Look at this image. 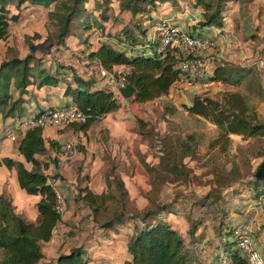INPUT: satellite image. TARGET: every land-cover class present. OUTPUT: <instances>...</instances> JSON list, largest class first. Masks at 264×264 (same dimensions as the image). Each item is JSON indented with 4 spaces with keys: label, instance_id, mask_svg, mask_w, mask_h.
Segmentation results:
<instances>
[{
    "label": "trees",
    "instance_id": "16d2710c",
    "mask_svg": "<svg viewBox=\"0 0 264 264\" xmlns=\"http://www.w3.org/2000/svg\"><path fill=\"white\" fill-rule=\"evenodd\" d=\"M114 1L92 0V6H88L90 0H0V40L7 38L10 24L20 19L19 11L22 9L36 6L47 8L48 17L54 26V30L49 29L45 35L40 32L26 34L24 43L27 53L23 57L11 46L6 47L4 58L0 61V121L9 119V127L13 129L16 120L25 116L24 103L27 99L24 95L28 94V87H52L66 80L67 77L64 78L61 74L65 69L63 65L57 64L50 70L45 62L53 47L65 46L66 39L76 36L80 30L85 33L94 30L98 32V42L94 48H91L87 36L82 42L87 49L85 59L109 71L118 65L129 67L126 79L135 87V93L129 100L147 103L170 93L171 87L182 75L178 67L179 54L170 49L157 52L156 43L148 38L151 28H147L145 23L150 22L152 26V12L157 13L161 4L177 6L179 0H116L117 12L110 6ZM228 1L230 0H193L192 7L199 9L201 14V19L194 28H222V14ZM12 9L17 12H12ZM110 11L113 14H109ZM124 14L127 16L126 20H123ZM109 19L121 27L113 37L103 32L102 22ZM112 38L115 45L112 44ZM136 46H141L142 49H135ZM151 51L153 52L149 54ZM259 77L260 74L253 66L213 60L208 80L224 86H235L236 89L226 88L216 99L196 95L191 103H183L188 114L216 127L217 135L211 139L210 147H218L219 152L226 153L231 145L232 135H239L243 139L264 137V121L259 117L256 104L250 101L249 95L256 93L259 97L262 96L258 92ZM68 78L73 79L75 86L68 83L69 80L66 81L64 94L69 96L66 104L77 106L87 115L85 123L71 124L75 128L86 130L94 122L121 107L120 98L109 89L93 86V81L76 72H72ZM243 84L245 91H240L238 87ZM255 84L258 86L255 87ZM12 89L18 92L17 95H14ZM166 110L174 113L175 107L166 106ZM146 126V122L138 119L137 133H144ZM44 130L43 127L34 126L19 132L16 150L21 160L0 157V167L15 170L18 187L29 195L40 197L35 204L37 217L30 221L15 211L7 194L0 193V264H37L44 258L41 243L53 237L61 221L62 214L55 207V186L48 183L47 172L50 163L56 164V159L50 157L51 151H59L60 146L54 140L47 141ZM0 134V141L6 138L5 133ZM197 145L198 139L194 133L177 137L175 145L170 149L173 156L160 160L157 165L164 172L182 175V161L195 155ZM78 147L82 149L81 146ZM173 158L178 161H173ZM25 163H30L31 168H26ZM141 163L149 171L152 169L151 164L144 159ZM52 175L62 179L57 172ZM155 176L160 178L162 175L155 171ZM106 180L107 189L101 193L93 192L87 185L78 186L72 200L88 210L89 217L99 229L108 230L132 220V232L126 245L129 258L121 264H248L235 247L232 225L227 224V229L221 230L224 234H219L222 243L219 250L204 256V246L200 244L199 233L196 234L198 226L193 225L186 231L190 241L188 245L185 236L168 219V215L176 213V200L159 202L149 196L144 209L133 210L128 206L129 194L123 179L119 175H109ZM258 181L264 184V176L255 179V186H259ZM154 186L156 184L152 188ZM227 234H230L231 239L227 236L223 240ZM48 264L110 263L96 262L84 247L78 246L58 252Z\"/></svg>",
    "mask_w": 264,
    "mask_h": 264
},
{
    "label": "rangeland",
    "instance_id": "374dc122",
    "mask_svg": "<svg viewBox=\"0 0 264 264\" xmlns=\"http://www.w3.org/2000/svg\"><path fill=\"white\" fill-rule=\"evenodd\" d=\"M115 1L110 5L114 12L117 11ZM191 3L193 4V0H179L177 6L170 3L161 4L157 13L152 12V17L174 18L187 8L188 12L185 14L194 17L196 25L200 11L192 7ZM227 5L222 15L232 19L231 27L221 31L216 26L209 29L211 33L208 37L214 39L215 46L201 56L203 64L193 70L196 74L195 79H192L190 73L181 75L180 83L172 87L169 95L152 102L136 103L125 99L127 103H123L114 113L113 128L115 127L116 132L113 135L107 133L104 135V129L92 131L93 128L100 127L96 125L91 128L90 135L84 143L78 144L84 148L81 150L83 155L87 152L88 144L92 151L89 156L91 162L101 161L98 170L104 175L103 186H106V177L109 175H119L123 179L129 194L128 206L131 209L137 211L144 209L149 196L159 202L176 200L174 205L176 213L168 215V219L185 236L188 245L190 241L186 231L193 225L198 226L196 234L199 233L200 244L204 246V256L219 250L222 244L219 234H224L221 230L227 229V224L233 225L242 220L244 218L242 214L248 208L256 207L260 221L264 223V184L258 181L259 186L254 185L255 179L262 178L263 174L264 137L243 139L239 135H232L229 150L221 153L218 147L209 146L211 139L217 135L216 127L208 121L188 114L183 105L191 103L196 95H207L216 99L222 90L236 89L235 86H224L213 81H210L208 86L203 85L209 81L208 72L213 67V60L253 66L260 74L258 92L262 93L263 98L256 93L249 94L250 101L256 104L258 115L264 121V68H260L256 63L258 59H264V0L250 2L230 0ZM242 10L245 11L244 15H241ZM12 12L17 11L12 9ZM19 12L20 19L10 24L7 38L0 40V61L4 58L7 46L15 49L20 57L25 56L26 34L40 32L45 35L49 29L54 30L47 8L36 6ZM126 18L124 14L123 20ZM178 21L180 22V19ZM102 23L104 34H109L110 37L115 36L121 28L116 26L112 19ZM194 24L190 26L194 27ZM178 25L184 29L181 23ZM145 26L151 28L150 22H146ZM97 34V30L90 33L80 30L76 36H70L66 39L65 46H55L51 49L45 66L53 70L57 64L63 65L65 69L61 74L64 78L71 76L72 72L85 79L96 76L99 78L97 66L85 59L86 44H82L87 36L92 48L98 42ZM111 41L115 45L113 38ZM199 74L204 76L200 77ZM254 86L257 87L258 84ZM62 88L64 86L60 85L57 89ZM238 88L245 91L244 84ZM60 97L54 98L55 103L60 102ZM166 106H174L175 112H168ZM138 119L147 124L142 134L137 133ZM16 129L17 127L13 130ZM65 129L67 128L58 131L64 132ZM6 130L3 129L0 133ZM190 133L196 134L198 145L193 157L183 159V174L164 172L157 163L173 156L170 149L175 145L177 137H184ZM77 150L79 151V147ZM159 151L164 153V156ZM143 159L151 164L152 171L141 163ZM172 160L178 161L176 158ZM155 171L162 176L157 178ZM96 183L94 185L98 186ZM152 183L156 184L154 188ZM83 185L85 183L76 187ZM64 199L67 213L65 211L61 215L60 224L55 232L57 237L64 240L62 243L66 245L64 248L81 246L90 256L115 252L118 257L113 261L121 262L131 236L132 220L102 230L92 221L88 210L82 204L70 202L65 196ZM227 236L230 238V234H227L223 240Z\"/></svg>",
    "mask_w": 264,
    "mask_h": 264
},
{
    "label": "crops",
    "instance_id": "0c3cea01",
    "mask_svg": "<svg viewBox=\"0 0 264 264\" xmlns=\"http://www.w3.org/2000/svg\"><path fill=\"white\" fill-rule=\"evenodd\" d=\"M250 1L251 0H245V2H250ZM88 6H92V0H90V3L88 4ZM187 12L188 10L186 8L185 11L181 13V15L176 14L174 18L171 17V19L175 20V23L177 24L181 23V25L184 26V30L192 31L195 35H200V36L210 35L211 31H209V29L212 28L213 26H206L202 28L201 27L194 28L190 26L194 24V17L186 15L185 13ZM244 14H245V11L242 10L241 15H244ZM227 18L225 16L222 17L223 27L220 28L219 31H221V29L226 30L229 27H231L232 19L230 17L228 19ZM179 19H180V22L178 21ZM200 19H201V14L199 16V20ZM195 21H197V19H195ZM151 34L152 32L150 29L148 33V38L150 40L152 36ZM95 46L96 44L93 45V48ZM68 77H71V76H67L66 78V80H69L68 83H72L71 85L75 86V84L73 83V79L68 78ZM66 80H63L57 86H52V87H49V86H45L42 88H35L32 86L28 87V94L24 95V98L27 99V101L24 103V106L26 109L25 116H28L32 111H35V110L39 111L45 107H59L61 105H64L66 102H68L69 96L64 94V91L66 88ZM89 80L93 81V86L95 87L107 88L105 82L101 80L100 78H97V76L89 78ZM180 80L181 78L177 82H175L173 86L180 83ZM60 85H63L64 88L58 90L57 88ZM12 92L14 93V95H17L18 93L15 89H12ZM56 96L58 97L61 96L59 98L60 100L59 103H55L54 101V98ZM120 100L122 104L127 103V100L125 99H120ZM116 112L105 115L103 118H101V120H99L98 122H94L86 130L77 129L74 126L70 125V126L65 127L67 129H65L66 131L64 130V132L62 131L59 132L58 129H55V128H47L44 130L43 134L47 141H50V140L56 141L60 146L59 150L62 144L68 140H74L76 142V148H77L78 144L84 143V140H86L87 136L90 135L91 128L95 127L96 125H100V127L93 128L92 131L94 130L100 131L104 129V132H103L104 135H106V133L113 135L116 132V130L114 129L115 127L113 128L114 123H115L114 113ZM7 125H10V120L2 119L0 121V132L3 129L5 130L11 129ZM19 132L20 131H17L18 136H19ZM14 142L16 141H11L8 138L2 139L0 141V157L8 156V157H12L17 160H21V156L18 154L16 150L17 144L16 143L14 144ZM81 148L82 149H79L80 152L76 149L77 151L71 157L69 166L67 168H58L53 163H50L49 169L47 170V172H50V173L57 172L62 176V179L59 178L57 189L60 190L64 194L65 198L70 202H73L72 200L73 195L76 192V188H77L76 186L78 184L85 183V185H87L95 193H101L105 191L106 189V186L102 185V178L104 177V175L102 171L98 170L101 161L99 163H97L98 161L91 162V159L89 156L91 155L92 151L90 150V147L88 146V144L86 148L87 152L85 155H83V153L81 152V150H84V148L83 147ZM57 152L54 153L53 151H51L50 157H54V155ZM25 166L28 169L31 168L30 163H25ZM95 183L98 186H95L94 185ZM1 192H5L9 197L12 198V204L14 205L16 212L22 214L27 220L33 221L36 219L37 210L35 208V204L39 200L40 197L38 195H29L25 193V191L20 189L17 184L15 170H9L5 166L0 167V193ZM242 216L244 217L243 219L246 218L251 223L252 228H253V235H252L253 243L255 247L261 251L264 257V223L260 221L257 208L256 207L248 208V210H245ZM62 243H64V240L60 239V237H57L56 233H54L53 237L49 241L41 243V251H42L44 258L40 260L37 264H48L56 257L58 252L67 251L69 248H71V247L64 248L66 245ZM105 255L91 256V257L96 262L104 261L110 264H121L124 260L129 258L126 248H125V254L123 255V259L121 262L113 261L115 258L118 257V255L115 252H109ZM109 255H112V256H109ZM120 257H122V255H120Z\"/></svg>",
    "mask_w": 264,
    "mask_h": 264
},
{
    "label": "built area",
    "instance_id": "2783aa9c",
    "mask_svg": "<svg viewBox=\"0 0 264 264\" xmlns=\"http://www.w3.org/2000/svg\"><path fill=\"white\" fill-rule=\"evenodd\" d=\"M171 17L159 18L153 17L151 31V40L156 43L155 50L157 52L165 49L175 50L179 54L180 60L178 67L183 74H189L195 79L196 70L203 64L201 56L215 46L213 38L208 36L195 35L187 30L182 29L177 23L171 21ZM135 49L141 50V46ZM153 51L148 52L151 54ZM257 65L264 68V59H258ZM98 75L103 80L107 88L113 94L123 99L119 93V89L125 87L128 82L126 75L129 67L126 65L115 66L111 71L97 67ZM199 73V72H198ZM201 74H199L200 76ZM201 75L200 77H203ZM202 79V78H201ZM205 80V77H204ZM210 81L203 83L208 86ZM87 121V115L77 106L72 104H64L59 107H45L42 110L32 111L28 116H23L16 120L15 128L6 132V138L11 141H17V131L25 130L28 127L40 126L44 129L58 128L63 129L73 123L83 124ZM1 137V134H0ZM76 142L74 140L65 141L60 150L54 155L56 166L58 168H67L71 157L76 153ZM162 154L161 151H159ZM49 173L48 183L55 186V207L58 213L63 214L66 211L65 199L63 193L57 189L59 178ZM232 236L235 247L240 251L242 256L247 260L248 264H264V257L259 249H257L252 240V226L249 221L243 219L232 225Z\"/></svg>",
    "mask_w": 264,
    "mask_h": 264
},
{
    "label": "water",
    "instance_id": "95a60500",
    "mask_svg": "<svg viewBox=\"0 0 264 264\" xmlns=\"http://www.w3.org/2000/svg\"><path fill=\"white\" fill-rule=\"evenodd\" d=\"M119 93L123 99H130L135 93V87L128 83L125 87L119 89ZM261 176H264V168Z\"/></svg>",
    "mask_w": 264,
    "mask_h": 264
}]
</instances>
